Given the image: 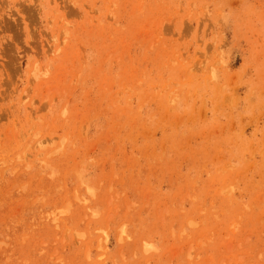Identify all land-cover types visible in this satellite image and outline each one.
Here are the masks:
<instances>
[{
	"label": "rangeland",
	"instance_id": "obj_1",
	"mask_svg": "<svg viewBox=\"0 0 264 264\" xmlns=\"http://www.w3.org/2000/svg\"><path fill=\"white\" fill-rule=\"evenodd\" d=\"M0 264H264V0H0Z\"/></svg>",
	"mask_w": 264,
	"mask_h": 264
}]
</instances>
